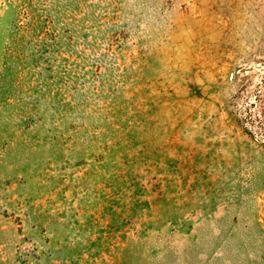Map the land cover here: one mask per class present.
Wrapping results in <instances>:
<instances>
[{
  "label": "rangeland",
  "instance_id": "1",
  "mask_svg": "<svg viewBox=\"0 0 264 264\" xmlns=\"http://www.w3.org/2000/svg\"><path fill=\"white\" fill-rule=\"evenodd\" d=\"M0 264H264V0H0Z\"/></svg>",
  "mask_w": 264,
  "mask_h": 264
}]
</instances>
